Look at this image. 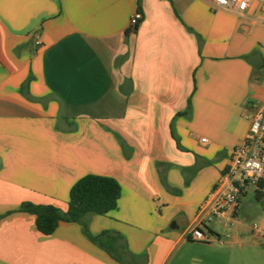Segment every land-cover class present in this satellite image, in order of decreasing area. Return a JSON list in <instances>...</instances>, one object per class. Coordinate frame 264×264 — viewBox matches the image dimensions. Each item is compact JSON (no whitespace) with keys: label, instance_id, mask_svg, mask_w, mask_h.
<instances>
[{"label":"crops","instance_id":"obj_1","mask_svg":"<svg viewBox=\"0 0 264 264\" xmlns=\"http://www.w3.org/2000/svg\"><path fill=\"white\" fill-rule=\"evenodd\" d=\"M263 2L0 0V264H264L254 232L186 236L264 105ZM88 174L121 185L118 207L87 220L121 237L123 262L81 222L44 235L19 211L66 212Z\"/></svg>","mask_w":264,"mask_h":264},{"label":"built area","instance_id":"obj_2","mask_svg":"<svg viewBox=\"0 0 264 264\" xmlns=\"http://www.w3.org/2000/svg\"><path fill=\"white\" fill-rule=\"evenodd\" d=\"M252 1L212 0V5L217 9H228L242 14ZM261 10L264 11V2ZM142 19L143 14L140 11L134 12L130 18L131 29H136ZM202 142H207V139L203 138ZM250 187L264 198V105L253 114L243 141L230 151L223 173L208 197L199 204L195 223L186 233L187 238L198 242H210L216 238L220 243L230 238L241 199ZM212 222L223 224L220 235L217 236L208 230L207 226ZM253 232L264 238V224L254 223Z\"/></svg>","mask_w":264,"mask_h":264},{"label":"trees","instance_id":"obj_3","mask_svg":"<svg viewBox=\"0 0 264 264\" xmlns=\"http://www.w3.org/2000/svg\"><path fill=\"white\" fill-rule=\"evenodd\" d=\"M120 197L121 185L115 178L88 174L71 187L66 212L54 205H41L32 202L22 203L19 211L35 215L36 227L44 235L53 234L60 222H81L84 224L85 233L95 244L123 262L128 250L126 245L120 244L121 237L109 231L91 236L87 220L91 214L106 215L115 210ZM256 197L264 202V198L259 194H256Z\"/></svg>","mask_w":264,"mask_h":264},{"label":"rangeland","instance_id":"obj_4","mask_svg":"<svg viewBox=\"0 0 264 264\" xmlns=\"http://www.w3.org/2000/svg\"><path fill=\"white\" fill-rule=\"evenodd\" d=\"M246 201H250L254 206L253 209L246 213L245 215L241 213L239 217L236 219V223L234 225V230L241 229L247 234L253 233V225L254 223H260L263 224L264 221V202L262 200L257 199L256 193L254 192V189L250 187L248 189L247 195H246ZM223 224L219 223L215 225V227L222 232L223 230Z\"/></svg>","mask_w":264,"mask_h":264}]
</instances>
